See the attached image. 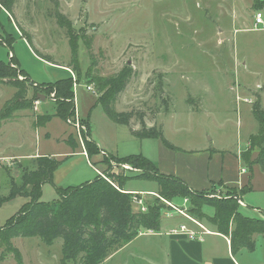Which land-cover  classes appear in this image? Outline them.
Listing matches in <instances>:
<instances>
[{
    "label": "rangeland",
    "instance_id": "rangeland-1",
    "mask_svg": "<svg viewBox=\"0 0 264 264\" xmlns=\"http://www.w3.org/2000/svg\"><path fill=\"white\" fill-rule=\"evenodd\" d=\"M262 1L0 0V39L4 41L5 32L15 36L11 49L0 41V61L8 62L15 71L0 78V116L14 105V82H25L26 92L21 98L31 106L0 120V226L27 201L23 197L4 199L11 183L19 184L21 172L32 169L34 155L56 154L62 159L61 154L70 150L62 140L69 132L77 142V151L85 152L81 140L85 118L91 128L90 139L109 154L99 152L89 159L100 175L119 173L136 188H155L156 184L136 178L141 174L139 169L111 157H117L118 150L129 152L140 145L152 152L157 139L141 141L132 136L128 126L112 122L96 103L99 96H104L115 111H133L131 128H139L142 118L146 126L161 129L162 137L178 152L206 145L237 151L245 166L252 168L258 154L250 147L251 135L258 128L253 103L264 110V29L253 30L252 22L253 13L264 10ZM1 2L10 7L9 15ZM124 71L130 75L126 87L113 97L107 96L106 81ZM63 77L76 85L75 113L69 117L70 123L53 117L35 127L36 117L53 114L58 102L54 91L47 94L43 86ZM247 154L251 164L244 162ZM58 173L62 177L58 186L64 188L83 184L92 171L82 156L72 155ZM42 190L40 200L57 198L50 185L44 184ZM231 192L214 185L199 193L214 200L228 198ZM130 194L142 199L144 205L156 201L163 204L161 224L169 222L163 226L165 232L172 229L169 224L186 221L165 203L177 206L180 200L161 199L158 188L143 195ZM252 196L264 204V193L256 191ZM245 202L258 207L248 199ZM241 211L249 217L261 216L248 209ZM202 212L213 214L206 207ZM198 221L215 230L207 221ZM142 232L102 264L163 262L160 245L165 244ZM255 242L253 252L242 250L233 255L239 264L264 263V241L257 235ZM10 244L18 248L22 264H81L79 256L72 261L61 260V239L47 245L38 237L13 238ZM223 249L221 243L218 258L224 259ZM15 263L13 254L0 245V264Z\"/></svg>",
    "mask_w": 264,
    "mask_h": 264
},
{
    "label": "trees",
    "instance_id": "trees-1",
    "mask_svg": "<svg viewBox=\"0 0 264 264\" xmlns=\"http://www.w3.org/2000/svg\"><path fill=\"white\" fill-rule=\"evenodd\" d=\"M1 2V6L10 13V7ZM264 6V1L260 2ZM5 32L4 30H2ZM5 38L0 39L4 47L11 49L15 36L5 32ZM23 72V71H22ZM24 73V72H23ZM15 74L8 62L0 61V78ZM129 72L120 73L112 80L106 81L105 94L113 97L120 93L127 85ZM16 89L14 105L0 116V120H8L14 111L30 108L22 96L26 92L25 82H14ZM73 81L71 78H61L50 84L44 85L45 93L54 91L58 102L53 114H43L36 117L34 126H42L53 117H58L66 122L75 113L73 102ZM101 104L108 118L117 124H123L130 128L133 137L143 140L145 138L159 139L170 150L176 147L162 137L161 129L155 126L147 127L139 118L138 130L130 127L129 120L134 112H117L111 109L104 96H99L96 102ZM252 113L257 121L256 133L251 135L250 147L256 148L258 154L254 159L264 173V110L260 105L253 103ZM85 128L81 132L85 144V152L90 159L100 150L90 139V125L88 118L82 120ZM67 145L72 150L77 149V142L72 135L67 138ZM118 163L131 164L139 169L141 174L137 179L152 181L158 185V196L167 201L179 199L182 202L189 201L186 213L196 217L200 221H207L215 230L224 235L230 242V253L235 255L241 250L253 252L256 246L255 236H261L264 241V219L249 217L240 210L238 199L249 191L248 187L240 190H232L228 198L205 199L201 193L190 188L177 177L159 174L156 165L142 155H130V157L118 158ZM67 160H57L55 157L41 156L34 158L32 169H24L19 179V184L11 183L8 196L9 201L16 197L27 198V201L6 223L0 226V245L12 253L15 264H22L21 254L17 248L10 244L13 238L38 237L45 244L50 245L57 239L62 241V261H72L79 256L81 264H102L111 254L131 242L142 230L159 232L161 226V212L164 209L159 201L145 203L146 212L135 210L132 202V194L124 190L125 183L129 180L119 173L108 174L105 180L101 175L83 184L69 187L56 186L53 183L55 170ZM244 162L251 164L249 154L244 156ZM92 166L96 164L91 163ZM48 184L54 188L57 198L51 202L40 200L42 186ZM222 186V185H220ZM203 207L212 209V215L202 212ZM193 217V218H194ZM195 218V219H196ZM196 219V220H197Z\"/></svg>",
    "mask_w": 264,
    "mask_h": 264
},
{
    "label": "crops",
    "instance_id": "crops-1",
    "mask_svg": "<svg viewBox=\"0 0 264 264\" xmlns=\"http://www.w3.org/2000/svg\"><path fill=\"white\" fill-rule=\"evenodd\" d=\"M64 123L68 125L67 121ZM147 127H150V124H147ZM139 128L132 127L134 130H138ZM68 136L66 139H62L65 143H67L66 140ZM157 140L152 152H150L149 148L146 150V148H143V146L140 145L133 146L129 152H122L118 150L116 151V155L118 158L130 157V155H142L144 158H147L156 165V169H158L159 174L172 176L175 178L177 177L183 181V183H185L190 188V190H194L196 192L206 191L208 188L214 185H222L228 189H233L236 191L242 189L243 187H248L249 191L240 196L243 205L240 206L239 210L241 211L242 209H248L252 213L254 212L261 215L260 217L256 218L264 219V204L259 200L254 201V197L252 196V193L256 191L264 193V173L258 164H254L252 165V168H248L239 158L237 151L234 150L233 153L226 152L224 149L206 145L191 150L181 149V151L178 152L176 150L173 151L167 149L161 140H159L160 142ZM97 147L99 148L100 152L108 154V152L102 149V147L98 145ZM39 155L52 158L55 157L57 160L67 158V160L55 170L53 183L56 186L59 185L58 183L62 178H60L58 173L59 168L67 164L69 157L72 155L82 156L84 160H86L87 167L92 171V174L85 182L91 181L101 174L94 168V166L91 165L88 155H86L85 152L77 151V149L74 151L70 148L69 152L61 154V157H63L62 159H58V155L56 154ZM39 155H34V157H39ZM241 170H244V173H241ZM148 182L155 184L152 181ZM124 185V190L127 193L138 192L144 194L146 192H154L158 188V185L156 184L155 188L140 189L134 187L132 183L130 184V181ZM246 199H248L249 202H254L258 207L250 206L245 202ZM261 207H263V209ZM164 223L165 225H163ZM167 223L169 222L163 221V224H161V230L159 232L153 231L152 234L148 233L149 230H142V234L153 235L152 237H157V241L161 240L163 244H165L163 247V245L160 243V248H162L164 253L162 257L163 262L159 261V264H239V262L230 253V242L226 236L218 234L209 229L211 232L208 235H205L201 242L195 240L189 241L183 234H168L167 232L171 229L165 232L167 229H164L163 226H167ZM179 224H185L189 228L193 229V227L186 221L177 222V225L169 224V227L175 229ZM174 226L177 227L173 228ZM221 243L224 246V259L218 258L217 256V250Z\"/></svg>",
    "mask_w": 264,
    "mask_h": 264
},
{
    "label": "built area",
    "instance_id": "built-area-1",
    "mask_svg": "<svg viewBox=\"0 0 264 264\" xmlns=\"http://www.w3.org/2000/svg\"><path fill=\"white\" fill-rule=\"evenodd\" d=\"M253 14L254 15H253L252 29L253 30H263L264 29V10L263 9L262 10H256ZM75 88H76V85L73 86V95H74V89ZM87 89H89V87H87ZM74 109H75V95H74ZM34 110L36 111V108H34ZM67 123L68 124L70 123L69 119L67 120ZM74 126L77 129V137L80 140V135L78 132L79 131L78 123L77 122L74 123ZM241 173H244V170H241ZM102 177L109 182V180L105 176H102ZM141 195H143V194H141ZM131 200L135 205H137L139 207L140 212H142V213L146 212V207L143 204L142 199L136 198L133 196ZM165 203H167L172 208V211L175 214L178 213V214L182 215L184 217V219L186 221H188L189 224H191L193 227V229H191L188 226H186L185 224H179L177 228L169 230L167 232L168 234H176L177 235L178 233H180V234H183L186 237V239H188L189 241L195 240V241L201 242L203 240L204 236L208 235L211 232L209 229L205 228L198 220L189 216L188 213H186V208L188 207V204H189V201L187 198L183 199L182 203L180 205H177V206L171 205L170 203H168L166 201H165ZM238 204L240 206L243 205V202L241 201V199H238ZM149 232L153 233L152 230H149Z\"/></svg>",
    "mask_w": 264,
    "mask_h": 264
}]
</instances>
